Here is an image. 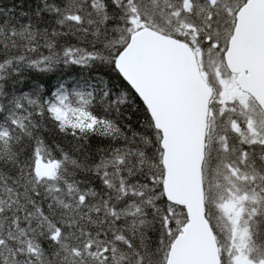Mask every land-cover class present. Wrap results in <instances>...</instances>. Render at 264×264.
Returning a JSON list of instances; mask_svg holds the SVG:
<instances>
[{"label": "snow or ice", "instance_id": "1", "mask_svg": "<svg viewBox=\"0 0 264 264\" xmlns=\"http://www.w3.org/2000/svg\"><path fill=\"white\" fill-rule=\"evenodd\" d=\"M0 264H264V0H0Z\"/></svg>", "mask_w": 264, "mask_h": 264}, {"label": "trees", "instance_id": "2", "mask_svg": "<svg viewBox=\"0 0 264 264\" xmlns=\"http://www.w3.org/2000/svg\"><path fill=\"white\" fill-rule=\"evenodd\" d=\"M10 2V0H5V3ZM25 76L29 79V80H40V81H45L46 78L41 76L38 73H35L31 70H24ZM78 73H69L65 79L66 81L70 84L73 80H75L77 78ZM54 82V81H53Z\"/></svg>", "mask_w": 264, "mask_h": 264}]
</instances>
